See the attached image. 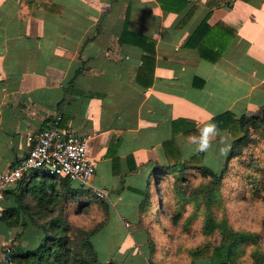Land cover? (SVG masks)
Listing matches in <instances>:
<instances>
[{
	"label": "crops",
	"instance_id": "1",
	"mask_svg": "<svg viewBox=\"0 0 264 264\" xmlns=\"http://www.w3.org/2000/svg\"><path fill=\"white\" fill-rule=\"evenodd\" d=\"M140 37L155 54L138 78ZM263 108L264 0H0V173L56 117L61 128L88 134L91 185L106 191L121 245L151 233L153 177L162 191L167 177L197 170L185 162L202 127L222 112ZM216 128L202 164L218 169L231 139ZM27 177L0 202V264L42 235L16 213L37 181ZM122 255L125 264L129 251Z\"/></svg>",
	"mask_w": 264,
	"mask_h": 264
},
{
	"label": "trees",
	"instance_id": "2",
	"mask_svg": "<svg viewBox=\"0 0 264 264\" xmlns=\"http://www.w3.org/2000/svg\"><path fill=\"white\" fill-rule=\"evenodd\" d=\"M140 38L143 65L138 78L146 71L148 62L153 63L155 54L154 42ZM150 80L145 84H150ZM213 121L230 137L231 146L220 168L205 166L203 152H196L185 162L188 165L198 163L197 170L187 174L193 175V179L189 176L176 178L180 183L176 191L180 195L177 205L181 211L186 202L193 205L190 219L199 215L202 235L199 244L192 247L185 249L177 244L176 257L184 253L189 257L188 264H197L196 259L208 264H264V205H257L264 204V108L259 114L250 116L222 112ZM236 163L238 167L234 166ZM231 170H235L237 183L243 188L238 199L255 207L258 217L263 218L261 228L235 227L229 220L222 186ZM73 182L65 176H44L34 182L26 199L23 194L17 197L19 204L22 199L26 202L16 209L17 216L27 213L32 224L42 230V235L36 236L35 247L18 244L8 264H120L112 259L99 260L93 242V236L106 222L109 203L89 189L74 186ZM182 184L188 186L189 191L180 189ZM10 217L7 212L5 220L9 223ZM177 218L178 215H174L173 222ZM189 222L187 220L186 224ZM21 224L25 225L24 220Z\"/></svg>",
	"mask_w": 264,
	"mask_h": 264
},
{
	"label": "rangeland",
	"instance_id": "3",
	"mask_svg": "<svg viewBox=\"0 0 264 264\" xmlns=\"http://www.w3.org/2000/svg\"><path fill=\"white\" fill-rule=\"evenodd\" d=\"M209 157H218V155L214 154ZM219 166L221 167V164ZM234 166L238 167V163L234 164ZM234 171L235 170L229 171L228 179L222 186L223 192L225 193V203L229 220L233 221L235 227L250 228L251 226V228L254 229L255 226L256 228H261L262 219L264 217L260 219L255 212V207L251 206L250 203L238 199L243 188L241 184L237 183L238 176L234 175ZM44 176L45 174L42 170L35 169L31 171L27 180L36 178L37 181H39ZM183 176H189L191 180L193 179V175L182 174V176L179 177ZM229 176H232L231 179ZM152 180L151 186L153 187L152 189H154L152 194V204L154 207L151 209L153 221L152 224L146 226L151 233L145 239H143L144 236L141 238L127 236L121 245L120 242L123 238L121 234L123 231L120 227H117V225L112 224L114 220L111 217V208L109 206L108 216L104 226L93 236V242L99 260L104 261L106 257H114L112 259H117L121 262L120 259L123 256L122 254L129 251L130 257L125 261V264H188L189 257L187 256L186 258V256H184L185 254L182 253V257L177 258L175 249L177 244H181L185 249L199 244L201 239L200 236H202L200 233V217L198 215L197 218L190 219L194 207L189 204V202L185 203L183 211H181L182 208L177 205L176 201L179 199L178 196H180L179 193L177 194L176 192L178 190L177 186L180 185L177 179L167 177L164 182L158 183L162 191L157 190L154 177ZM32 182H34V180ZM194 182H196V180H194ZM73 183L75 186L80 185L75 181ZM180 187V189L186 188L189 191V187L185 184H182ZM162 203L164 204V209H162ZM257 205L262 206L264 204L259 203ZM91 214L92 212H90V215ZM176 214L178 218L176 222H173V216ZM187 220H190L188 224H186ZM184 223L186 224L185 226ZM163 228H165L164 231ZM138 239H142L141 242L137 243L136 240ZM215 241L216 240H214V242ZM137 252H140V254L136 255ZM121 263H123V259Z\"/></svg>",
	"mask_w": 264,
	"mask_h": 264
},
{
	"label": "built area",
	"instance_id": "4",
	"mask_svg": "<svg viewBox=\"0 0 264 264\" xmlns=\"http://www.w3.org/2000/svg\"><path fill=\"white\" fill-rule=\"evenodd\" d=\"M27 139L29 153L6 172L0 173V202L8 185L29 176L35 169L42 170L47 177H68L98 198L105 197L104 189L91 185L95 164L86 153L88 134L61 128L56 117L48 126L28 135Z\"/></svg>",
	"mask_w": 264,
	"mask_h": 264
},
{
	"label": "clouds",
	"instance_id": "5",
	"mask_svg": "<svg viewBox=\"0 0 264 264\" xmlns=\"http://www.w3.org/2000/svg\"><path fill=\"white\" fill-rule=\"evenodd\" d=\"M218 134L216 125L213 123H207L204 127L199 130V136L191 138L190 143L196 147L195 152H206L211 147V140Z\"/></svg>",
	"mask_w": 264,
	"mask_h": 264
},
{
	"label": "water",
	"instance_id": "6",
	"mask_svg": "<svg viewBox=\"0 0 264 264\" xmlns=\"http://www.w3.org/2000/svg\"><path fill=\"white\" fill-rule=\"evenodd\" d=\"M11 252H9V254H10Z\"/></svg>",
	"mask_w": 264,
	"mask_h": 264
}]
</instances>
